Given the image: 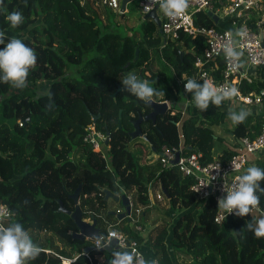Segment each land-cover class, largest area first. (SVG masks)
<instances>
[{"label":"trees","instance_id":"16d2710c","mask_svg":"<svg viewBox=\"0 0 264 264\" xmlns=\"http://www.w3.org/2000/svg\"><path fill=\"white\" fill-rule=\"evenodd\" d=\"M99 5L108 7L105 0H100ZM100 10L89 0L84 3L82 0H4L0 6V31L5 33V44H0V50L17 37L37 55V64L30 70L25 88L17 89L0 81V202L12 212L6 224L19 222L41 248L53 247L63 255L72 256L88 246L90 239L73 237L78 227L70 215L58 211V201L68 210H74L76 203L71 194L81 186L78 202L82 217L96 219L102 232L113 224L130 239H136L148 264L153 260L158 264H264V237L257 238L247 227L264 218V192L258 193L262 212L216 223V202L212 198L199 199L190 190L192 181L178 166L162 169L158 161L145 165L139 162L129 148L131 120L139 113H148L151 107L128 90L117 92L123 86L122 78L134 73L143 80L142 74L146 77L149 69H141L148 66L152 71L148 82L160 93L153 98L157 101L168 98L170 111H175L181 119V152L198 149L207 161L226 160L240 146L243 136L254 138L264 126V93H260L264 91V78L242 80L240 84L244 93L261 94L262 100L254 112L249 110L250 115L243 123L234 124L229 118V110L238 112L241 107L218 108L210 103L208 109L201 111L195 107L192 93L184 90L183 81L204 82L195 77L194 60L205 48V39L182 33L175 41L164 44L156 21L142 16L135 27L128 28L132 35L110 31L107 29L110 18L104 24ZM13 11L21 12L24 17L23 24L17 28H12L5 18ZM126 13L124 10L120 16ZM197 16V25L217 29L230 28L233 21L245 22L243 18L227 17L215 23L206 10ZM257 16L253 12L246 19L252 28ZM137 47L138 58L134 61ZM223 67L220 59L216 69L212 64L207 69L223 80ZM39 82L48 83L47 89L39 91ZM186 103L194 110L182 116ZM94 116H97L95 121ZM19 121L23 124L19 125ZM90 123L109 136L107 158L84 139ZM157 124L176 143L177 130L168 126V117H157ZM222 124L231 125L228 133L232 146L221 145L215 154L222 138L214 129ZM141 127L157 138V131L150 128L149 122H142ZM173 142L163 140L158 145H176ZM254 165L264 168V150ZM261 184L264 188V181ZM155 185H160L171 210L180 213L171 225L149 226L145 234L133 230L127 218L119 219L111 212L122 211V202H118V209H112L110 202L116 201L105 198L106 190L115 195H130L134 205L142 208L139 224L144 231L145 221L154 207L149 204ZM178 251L192 260L177 262ZM112 252L95 249L90 255L95 263L107 264ZM60 262L55 254L41 251L26 264ZM73 264L90 262L80 255Z\"/></svg>","mask_w":264,"mask_h":264},{"label":"built area","instance_id":"2783aa9c","mask_svg":"<svg viewBox=\"0 0 264 264\" xmlns=\"http://www.w3.org/2000/svg\"><path fill=\"white\" fill-rule=\"evenodd\" d=\"M85 1L86 0H82L83 3ZM105 1L107 2L108 7L113 11H121V0ZM137 1L142 16L156 8L160 17L159 32L163 38L164 44L168 41H175L182 33L188 34L192 38L201 36L205 39V48L195 56L194 60L196 79L211 81L218 87L235 86L239 90V96L228 101L240 103L244 107L261 103V94L264 93L263 90H261V94L253 92L244 93L240 89V84L242 80L251 82L253 78H257V76L250 71L253 67H264V0H229L227 3H224L223 0H189L187 11L182 14V16L175 19H169L165 16L162 10L159 9L158 4L154 3L153 0ZM90 2L93 4L97 1L91 0ZM208 9L219 16V21L227 17H232L236 18V20L243 18L245 19V22L238 24L236 21H233L230 28L228 27L224 29L197 25V13L202 10L207 11ZM253 12H256L258 15L254 22L255 28H252L246 20L250 18V14ZM241 29L245 32L243 37L236 35ZM226 44H231L237 51L243 53L238 61H228L226 59L224 52ZM220 59L223 60L224 64L221 71L223 80H218L215 74L207 69L210 64L216 69ZM187 80L188 79H185L183 81V88ZM171 112L175 113V111ZM22 124L23 122L19 121V125ZM84 139L91 145L93 150L101 152L102 156L107 158V147L109 145L106 141H109V136L98 130L94 123H90L86 127ZM157 148L158 156L156 160L160 163L162 169L178 166L181 173L192 181L190 190L199 199H214L217 204L214 221L218 223V217L227 215L222 210L218 209V199L227 195L226 191H224V185L225 187H231L237 176L242 175L247 167L254 165L252 164L253 162L250 163V156L258 153V156L256 157L257 159L261 150H264V126L262 127L261 132L254 138H251L248 135L243 136L240 139V146L236 147L234 154L226 160L214 158L211 161H207L205 154L201 150L191 149L187 152H181V146L179 145L164 143ZM177 151H180V156L177 164H174L173 160L176 157ZM234 162L240 164L241 167L239 170L233 169L232 164ZM128 197L131 205V212L127 215L129 217L128 221L131 222V228L133 230L141 232L143 228L142 225L139 224V220L142 208L136 207L131 196L128 195ZM150 198L151 201L149 206H153L156 203V199L161 201L164 199V195L162 191L157 192L156 195L151 192ZM123 211H125V208ZM118 212L121 211L118 210ZM251 212L262 211L257 207ZM234 216H236L234 213L228 214L226 220ZM11 217L12 212L8 206L0 202V224L8 226L6 221ZM83 219L90 222L92 221L90 217ZM226 220H221L218 224H222ZM112 232L119 237L126 249L135 250L145 259V255L140 248V243L136 239H130L124 232L116 229L113 224L107 226L106 232L101 231L99 237L102 236L105 239H110L109 234ZM96 243L97 238L90 239V244L88 246H93V250L99 249L97 248ZM57 244L59 245V249H62L60 243ZM84 248H81L72 256L63 255L59 250H56L53 247H43L41 249L47 255L55 254L58 256L61 260L60 264H73L80 255H84V257L89 260L90 264H100L95 263L93 257L90 255V251H85ZM153 261L158 264L157 260Z\"/></svg>","mask_w":264,"mask_h":264},{"label":"clouds","instance_id":"9594fccd","mask_svg":"<svg viewBox=\"0 0 264 264\" xmlns=\"http://www.w3.org/2000/svg\"><path fill=\"white\" fill-rule=\"evenodd\" d=\"M153 2L158 4L159 9L169 19L182 16L189 7V0H153ZM3 3L4 0H0V6ZM3 11L7 12V9L4 8ZM5 18L12 28H17L24 22V17L19 11L8 13ZM236 35L243 37L245 32L241 29ZM4 38L5 33L0 31V44H5ZM224 52L228 61H238L243 55L231 44L225 45ZM36 64L37 55L34 49L27 46L22 39L13 37L6 47L0 50V81L10 83L17 89H23L27 86L30 70H33ZM121 82L125 89L145 103L153 102V97L160 95L159 91L148 81L138 79L134 73H128L121 79ZM184 90L192 93L195 107L201 111L208 109L210 103L220 106L224 101L239 96V90L235 86L218 87L208 80H204L201 84L195 79H188ZM249 115V111L243 108L238 112L229 110V118L234 124L243 123ZM232 165L234 170H239L241 167L235 162ZM260 181H264V168L253 165L247 167L242 175L237 176L231 187L224 185L227 195L218 199V209L227 215L218 217L217 222L226 220L228 214L234 213L236 216L243 217L257 208L260 204L259 194L264 192ZM247 227L254 231L257 238L264 237V218L258 219L255 225L247 224ZM109 236L110 239L98 237L96 246L103 248L105 243H110L113 238L118 240V247L112 252L111 264H148L135 250L126 249L114 232ZM41 251V247L34 242L21 223L15 222L8 226L0 224V264H26L27 261L36 259ZM151 264H156V262L152 261Z\"/></svg>","mask_w":264,"mask_h":264},{"label":"rangeland","instance_id":"374dc122","mask_svg":"<svg viewBox=\"0 0 264 264\" xmlns=\"http://www.w3.org/2000/svg\"><path fill=\"white\" fill-rule=\"evenodd\" d=\"M93 6L100 9L101 5H99L97 2H94ZM189 10H191V9H189ZM126 11H127V13L124 15V17H121L120 16V12H121L120 10L119 11H113L112 9L106 8L105 11L100 10V16H101L104 24H107L108 23V21H107L108 17L110 18L111 22H110V24L108 23V27H107L108 30L119 32L122 34L128 33V34L132 35L133 33L131 31L128 32L127 30L129 27H135L139 22L140 14L138 12L139 11L138 1L137 0H131L127 5ZM134 34H135V36H138L137 32H134ZM126 43L127 44L129 43V38L126 39ZM250 71L253 74H255L257 76V78L263 79L262 75L264 74V67H253ZM144 76L145 75L142 74V78H144ZM46 87H48V84H45V83L41 84V82H39L37 85V88L39 91L46 90L47 89ZM165 100H167L169 102L168 98H166ZM223 103L227 104L228 109H237V108H240L242 106L240 103H234V102L228 101V100L224 101ZM223 103L220 106H216V105H214V106L218 107V108H221V107L225 108V105ZM169 105H170V102H169ZM251 107H253V105L247 106V107L242 106L241 108H245L246 110L249 111L251 109ZM191 110H194L193 106L190 103H186L183 106V112L181 113V115L186 116L187 113L190 112ZM159 116H167L168 121H169L168 126H170V127L176 126V128H177L176 130H178V134H179L180 140H181L179 146H181L182 145V134L180 131L181 119L177 115H175V113H172V112H169L166 114H161ZM119 117H120V114H119ZM173 120H177L178 123H174ZM227 120L228 119H226V121ZM125 124L126 125L128 124V121L126 119H125ZM149 124H150V128L154 129L153 124H151L150 122H149ZM229 127H231V125L222 124V125H220L214 129L215 133L222 138L221 143L217 144L215 147V154L219 150L221 145L230 146V147L232 146L231 136L228 133ZM157 134H158L157 137L159 138V142H161L163 140L171 141L167 135L163 134V131L161 134L158 132H157ZM149 136L152 137L151 135H149ZM160 145H157V146L155 145V147H158ZM145 147H146V149H145ZM129 148L133 153L136 154V156L139 159V162L143 163V164L148 163L149 161H152V159L155 160L158 156L157 152H155L151 149L149 142L142 137L133 138L129 142ZM143 149H145L146 152H149L151 154L150 159H145L143 157V154H142ZM155 161H157V160H155ZM109 207L110 208H116V205L113 202H111ZM179 213H180V211L174 212L173 210H171V208L169 207V204L165 198L161 201L156 199V203L154 204L152 212L150 213V216L148 217V219L145 221L146 228L144 231L142 230L141 232H144V234H145L147 232V229L149 226L153 227V226H155L157 224H161V223H168L171 225L174 222V220H176V217L178 216ZM128 224L130 227L132 226L131 222H129V221H128ZM175 256H176L177 262H179V263H182V262L187 263L188 261L192 260L189 258V256H187L186 254L179 252V251L176 252Z\"/></svg>","mask_w":264,"mask_h":264},{"label":"water","instance_id":"95a60500","mask_svg":"<svg viewBox=\"0 0 264 264\" xmlns=\"http://www.w3.org/2000/svg\"><path fill=\"white\" fill-rule=\"evenodd\" d=\"M130 1L131 0H121V12H123L125 10L127 3ZM207 13L212 17V19L214 20L215 23H218L219 16L217 14H215L213 11H211L209 9L207 10ZM147 18L154 19L156 21V23L158 24V26H160V18L158 16L156 8L150 10L145 15H143V19H147ZM138 53H139V48L137 47L136 51H135V57L133 58L134 61L137 60ZM120 90H127V89H125L124 86H119L117 92ZM115 95L116 94H114V96ZM147 104L151 107V110L146 114L139 113L137 118L131 120L132 130H130L129 133H130L132 139L136 138V137H142V138L146 139L147 141H149V137H148L147 133L144 132L142 127H141L142 122H150L151 124H153V128L157 132L162 133L161 128L157 124V117L161 114H166V113L171 112L170 111L171 106L169 105V102L167 100L157 101L153 98V102L147 103ZM119 114L121 117L122 110H120ZM96 117L97 116L93 117L94 121L96 120ZM173 122L178 123L177 120H173ZM121 126L122 125H121V121H120L119 127H121ZM106 142L108 143V140ZM179 156H180V151H177L176 157L173 160L174 164H177ZM259 183H260V186L262 188L261 181ZM80 189H81V186H78V188L71 194V198L76 203L75 209L74 210H68L67 208L64 207L62 201L59 200L58 201V203H59L58 211L70 215L72 217V219L74 220V222L76 223V225L78 227V231L74 232L72 234L73 237H76L80 240L96 239L99 237V233L101 232V227L97 225L96 219H93L91 222L83 219L82 211H81V208H80L79 202H78ZM109 197L114 198L116 201H121L123 206L125 207V211H122V212L111 211L119 219L125 218L131 212L130 200H129V197L125 193H122L121 195H115L111 191L106 190L105 198L107 199ZM126 218L129 220L128 216ZM117 247H118L117 246V240L115 238H113L110 243H106L105 247L99 248L98 250H106L108 252H111ZM84 249H85V251H91L94 248H93V246H86ZM112 259H113V257L110 258V260L108 261L107 264H111Z\"/></svg>","mask_w":264,"mask_h":264},{"label":"crops","instance_id":"0c3cea01","mask_svg":"<svg viewBox=\"0 0 264 264\" xmlns=\"http://www.w3.org/2000/svg\"><path fill=\"white\" fill-rule=\"evenodd\" d=\"M97 3L98 4H100V0H98L97 1ZM129 3V2H128ZM128 3H127V5H128ZM127 5H126V7H125V10L127 9ZM101 7V10H103V11H105V9L106 8H108L107 6H100ZM109 9V8H108ZM139 14H140V16H142V14H141V12H140V9H139ZM159 14V13H158ZM159 16V15H158ZM160 18V17H159ZM142 19H143V16H142ZM144 69H149V73L146 75V77L144 76V78H142L143 80H146V81H148V79H149V77H150V75H151V73H152V71L150 70V68L148 67V66H144L141 70H144ZM263 76V78H264V74L262 75ZM47 83V82H46ZM48 84V83H47ZM224 104V103H223ZM225 105V108H227V104L225 103L224 104ZM259 106V105H258ZM258 106L256 105V107L255 106H253V107H251V111H255L256 109L255 108H258ZM242 107V106H241ZM171 110V109H170ZM175 128H176V126H175ZM143 129V128H142ZM177 129V128H176ZM143 131L144 132H146L144 129H143ZM147 133V132H146ZM148 135V137H149V145L151 146V149L153 150V151H155V152H157V147H155V145H158L159 144V138L157 137V138H152V137H150L149 136V134H147ZM168 138V137H167ZM169 139V138H168ZM171 140V139H170ZM171 142H173L172 140H171ZM180 142H181V140H180V136H179V134H178V130H177V138H176V143H174V144H176V145H179L180 144ZM155 144V145H154ZM145 149H146V147H145ZM145 149H143V152H142V154H143V157L145 158V159H150L151 157H150V153L149 152H146V150ZM149 153V154H148ZM258 156V153H255V154H253V155H251L250 156V163L251 162H253L252 164H254L255 163V160H256V157ZM156 160V159H155ZM155 160H153L152 159V161H149L148 163H150V162H154ZM143 164V163H142ZM145 164H147V163H145ZM145 164H143V165H145ZM253 166V165H252ZM159 191H161V187H160V185H155L152 189H151V192L154 194V195H156L157 194V192H159ZM109 198H111V197H109ZM114 199V198H113ZM115 200V199H114ZM116 201V200H115ZM118 202H121V201H116V202H113L115 205H116V208H112V209H118L119 208V206H118ZM111 203V202H110ZM124 209V208H123ZM113 211H115V210H113ZM117 211V210H116ZM123 211V210H122Z\"/></svg>","mask_w":264,"mask_h":264}]
</instances>
